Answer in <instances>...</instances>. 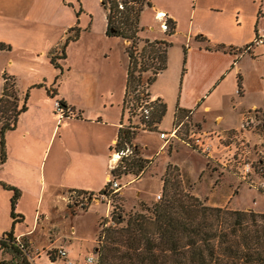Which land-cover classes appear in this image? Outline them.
<instances>
[{
  "label": "rangeland",
  "instance_id": "obj_1",
  "mask_svg": "<svg viewBox=\"0 0 264 264\" xmlns=\"http://www.w3.org/2000/svg\"><path fill=\"white\" fill-rule=\"evenodd\" d=\"M150 1L151 6L145 5L142 12V26L151 23L156 29H162L161 20L156 16L159 9L178 11L181 19L173 36L167 38L163 32L160 38H157L169 39L172 43L171 70L181 74L184 48L201 46L198 43L201 41L196 40L195 34L186 41L191 19L190 31L195 33L199 29V33L206 36L205 47L210 46L214 51L221 50L228 54L234 52L233 61H237L235 67L230 66L227 72L221 73L206 92V95L211 97L209 105L212 111L205 112L202 105L198 106L194 119L201 121L204 118L207 125L199 128L209 130V126L219 114L223 115L226 125H238L241 113L245 112L244 117L251 118L256 115V120L250 123L243 139L251 145L250 157L255 160V168L260 165L259 161L264 164V159L261 160L264 158V155H261V152H264V115L253 110L256 107L261 112L264 107V39L261 44L252 43L255 28L264 33V15L260 16V21L255 27L253 18L257 7L251 0H187L185 7L179 6L182 0ZM101 2L102 0H64L55 9L51 24L5 16L2 20L0 18V43H4V39L9 40L4 43L7 47L0 49V94L4 87V78H10V84L15 82L20 103L27 98L28 107V110L20 115L16 128L5 136L9 158L3 169H0V176L23 188L24 194L18 199L15 212L22 213L25 220L16 223L17 232L32 229L34 215L36 212L38 214L39 222L34 223V234L23 235L30 243L28 244L32 251L31 257L40 254L43 249L51 251L62 247L67 250L68 257L63 262L59 259L58 264H85L87 255L95 253L99 246L98 241L101 230L105 228V221L111 225L113 216L119 214L123 219L120 226L125 225L131 215L145 213V207L152 208L155 203L162 201L163 179L166 176L171 178L170 183L178 182L180 189L191 192L207 204L208 199L213 198V201L224 202L225 207L230 209L238 207L252 210L254 213H263L264 190H256L257 187L241 181L238 176L230 174L217 162L208 160L205 155L193 150L189 145L175 142L164 146L165 143L160 141L156 132L150 131L151 128L149 131L136 130L132 141V146L137 145L138 155L144 158V161L147 156H152L144 162L145 175L140 180V174L122 172L118 175L123 188L112 197V206L107 200L100 202V205L85 204L86 199L82 194H69L67 186L76 183L75 179L80 184L82 182L81 175L77 176L74 169L76 160L81 156L75 157L77 154L72 150L70 142L62 136L63 129L59 130L64 120L60 117L61 111L57 102L65 101L73 110L82 109L84 118H93L96 114L104 117L111 108H118L121 113L125 98L124 89L129 66L125 50L129 41L107 35V11ZM209 5L211 6L208 7ZM194 6L196 16L190 17V10ZM236 8L240 11L239 15L235 13ZM262 12L264 14V6ZM220 26L224 28L221 29ZM216 38L224 42L215 44L213 40ZM148 39L153 41L156 38ZM218 45L222 48L216 50ZM144 46H147L146 42L139 41L138 50L135 51L139 62L148 61L147 52L145 57L143 56ZM162 48H165L163 44ZM63 54L65 57H62ZM144 74L151 75L152 72L149 70ZM193 74L195 80L200 81L199 85L209 84L208 76H214L210 71H201L198 68ZM126 114L125 107L124 121ZM171 119L172 113L166 115L162 128L169 129ZM196 131L199 130L187 124L180 136L188 139ZM21 135H24L22 149L8 139ZM216 143V148H213L215 157L226 158L227 151L220 149L223 146L220 142ZM158 146L163 148L162 151ZM114 152L113 149L108 151L109 174L116 161ZM16 158H21V161L17 163ZM204 166L206 170L203 169ZM81 170L85 175L87 167L83 165ZM21 173L26 175L27 182ZM220 173L227 174L225 180L221 175L220 180L216 181V189L210 193L211 184L203 180L207 179L205 176L208 174ZM198 178L203 181L202 184H197ZM254 179L255 182L259 181L255 176ZM106 182L107 179L105 184ZM231 183L233 187L229 188ZM233 189H238V194ZM0 192L3 193L0 196H5V199L0 197L2 235L4 231L11 230L14 221L10 216L13 192L1 189ZM157 194L161 195L160 200ZM71 212L76 215L71 216ZM72 226L76 228V233H71ZM70 237L71 242L68 244ZM50 242H54L53 246L46 248ZM67 244L75 252L71 258ZM87 246L91 248L87 249ZM10 258L9 253L0 250V261H10ZM40 261H44L43 256Z\"/></svg>",
  "mask_w": 264,
  "mask_h": 264
},
{
  "label": "trees",
  "instance_id": "obj_2",
  "mask_svg": "<svg viewBox=\"0 0 264 264\" xmlns=\"http://www.w3.org/2000/svg\"><path fill=\"white\" fill-rule=\"evenodd\" d=\"M101 3L107 11V35L129 41L125 50L129 58L123 99L125 108L128 101L137 103L141 98L150 97L148 88L167 67V51L171 42L169 39L156 38L150 41L147 38L140 19L144 6H151L149 0H102ZM167 23L170 29L163 32L165 37L170 38L176 31V25L170 18ZM142 40L149 46L143 48V56L147 52L148 61L139 62L135 51ZM196 40L202 41L199 36ZM6 47L4 43H0V49ZM206 48L211 49L210 46ZM220 48L222 46L218 45L215 49ZM149 70L151 75L144 74ZM9 79L4 78L0 95V166L8 157L5 134L15 129L20 115L28 110L27 98L20 103L15 82L10 84ZM60 103L68 108L65 101ZM182 111L180 116L187 110ZM166 112V105L156 99L149 122V128L152 129L150 131L158 130ZM135 133L129 128L119 129L117 143L111 146V150L118 151L128 144L132 146ZM133 148V155L129 159H123L118 168L112 171L116 177L122 172L138 175L145 168L144 162L147 159L144 161L138 155L137 145ZM170 182L171 178L168 176L163 179V200L155 203L152 208L145 207V213L131 215L122 226L120 224L123 219L119 214L113 216L114 224L110 225L105 221L99 246L95 249L96 264H264V212L254 213L252 210L208 205L191 192L180 189L178 182ZM0 188L13 192L10 205L13 224L23 222V216L15 212V205L17 206L21 196L19 189L1 181ZM107 188L108 183L99 193L105 192ZM75 192L82 194L86 199L85 204H89L87 191ZM28 243L25 236H15L13 229L5 233L0 237V250L9 253L11 260L2 259L0 264H32V251ZM56 254L57 249L47 251L45 256L47 260H54Z\"/></svg>",
  "mask_w": 264,
  "mask_h": 264
},
{
  "label": "crops",
  "instance_id": "obj_3",
  "mask_svg": "<svg viewBox=\"0 0 264 264\" xmlns=\"http://www.w3.org/2000/svg\"><path fill=\"white\" fill-rule=\"evenodd\" d=\"M62 1L64 0H0V18L2 20L3 17L5 16L9 18H14V19H21V20H26V21L27 20L35 21L37 23L51 24L53 23V16L55 14V9L58 8L62 4ZM251 1L255 3L257 7V9L255 10L256 15L253 18V21L256 22L255 27H257V23L260 21V18H261L260 16L264 15L262 12V7L264 6V0H251ZM185 2H187V0H182L179 6L185 7V4H186ZM210 6L211 5H209L208 7ZM195 9L196 8L194 6V8L190 10V17H192L193 15L194 17L196 16L197 11ZM177 12L178 11L172 12V10L170 11L169 9H159L157 10L156 16L158 17L159 20L161 19L160 14H164L168 19L169 18L173 19L176 25V29H177L178 22H181L179 13ZM235 13L238 15L240 14V11L238 10V8L235 9ZM190 22L188 23L189 30L186 34L187 35L186 41H188L189 38H192L193 34H195V36H199L200 39L202 40L201 42H198L199 44H201V46L199 48L195 46H189L188 48L186 47L184 48L183 68L181 69V74H180V72L177 73L175 70H171L172 69L171 61H170V51H171V46H172V43H171V46L169 47L167 51L166 69L164 71H161L158 74L154 83H152L150 87L148 88V93L151 99H159L161 100V102H163L166 105V108H167L166 115H168L169 113H172L170 128L173 125L175 113L179 111L181 114H183L182 110H187L184 113L188 111L192 113L190 117L191 119H193L191 121L193 122L194 125H198L200 127L206 126L207 122L205 121L204 118L201 121L194 119V116L196 115V108L202 105L205 112L212 111L211 106L209 105V100H211V97L206 95L207 90L210 89V87L218 80V77L221 73H223L224 71L227 72L230 66L235 67L234 65L237 62V61H233L232 56L234 55L232 54L234 52L228 54L221 50L214 51L211 49H207L205 47V44L207 43L206 36L202 33H199V29H197L195 33L191 32L190 27H189ZM143 26L146 29L145 34H147L146 35L147 38H150V39L160 38V36L163 34V30L161 28L156 29L151 23L147 25L145 24ZM220 27L221 29L224 28V26H220ZM190 32H191V35H190ZM257 33L259 35L264 36V33H262L258 28H255V38H256ZM213 41L215 42V44L216 43L220 44L224 42L223 40L217 39V38ZM3 42L6 43V42H9V40L4 39ZM197 68L198 70H201V71L207 70V71H210L211 74L213 73L214 75L213 77H210V75L208 76V79L210 80L209 84L204 83L202 85H199L200 81L195 80L193 71L196 72ZM126 77H127V74H126ZM124 93H125V89H124ZM204 98H206V100H204ZM68 107H71V106L68 105ZM74 110L76 111L77 115L63 117L62 119L64 121L61 122L59 130L61 128L63 129L62 136H65V140L70 142V146L72 150H74L75 154H77V156L75 157L81 156L78 158V160H76V165L74 169L77 172L76 173L77 176L81 175L80 179L82 180V182L80 184L75 179L76 183L67 186L66 189L69 190L68 191L69 194L74 193L76 190L87 191L88 193L97 194L104 189L106 185L105 179H107L108 176H110V174L107 172V161H109L108 151H112L111 146L116 144V141L118 138V132H119V129H121L120 123L123 118L124 108L122 107L121 113H119L118 108L116 109L118 111H116L114 108H111V110L107 112L104 117H101L98 114H96L97 116L93 118L92 117L84 118L82 109L77 110L74 108ZM166 115L163 117L162 122L158 126V128H161V130H168V129L162 128V124L166 118ZM244 115H245V112L239 114L238 118L240 122L238 125H226L223 115L219 114L215 117L213 123H211V125L209 126L208 131L222 132V131H225L226 129H231V128H235L239 126L241 127L242 118L244 117ZM13 130L6 132V134L9 132H12ZM154 132L158 134L157 131H154ZM24 135L16 136V137L8 136L9 137L8 139L12 140L14 144L17 143L19 148L22 149L23 147L22 142L24 140L23 139ZM158 137H159V134H158ZM254 139H256V137ZM160 141L164 143L163 140L160 139ZM215 143L218 144V141L215 140ZM160 145L162 146V143ZM143 147L146 148L147 145L146 147L145 146ZM158 149L161 151L160 146H158ZM151 157L152 156L149 155L146 157V159L150 160ZM8 158L9 157H7L5 163L2 166H0L1 170L3 169L6 162L8 161L7 160ZM16 160L18 163L21 161V158L19 159L16 158ZM83 165L87 167V171H85L86 172L85 175H83V172L81 170ZM203 169L206 170L205 166ZM21 174L23 175L24 173H21ZM143 175H145V172L142 173V175L138 178V180H140V178L143 177ZM221 175H223V177H221ZM226 175L227 174H223V173H220L218 175L208 174V176H205L207 179L203 178L204 182L207 181L209 184H211L212 190L210 191V193L214 189H216V186H215L216 181L220 180V177L224 179ZM199 178H198L197 184H202L203 181L202 180L199 181ZM23 179L24 181L27 182L25 174H24ZM0 181L10 184L12 186H15L17 189H19L21 196H23L24 192L22 191L23 190L22 186L16 184L13 181L4 179L1 176H0ZM229 185H230L229 188L233 187L232 183ZM0 189L3 190L2 188ZM3 191H6V190H3ZM233 191L237 192L236 194H238L239 192L238 189L236 190L233 189ZM231 192H232V189H231ZM0 195H3V193L0 192ZM232 195L234 196L235 194L232 193ZM0 197H4L5 199V196H0ZM7 197L8 196H6V200H7ZM90 203L95 204V205H100L99 202H95V201H91ZM208 204L212 206L225 207L224 202L222 203L220 201H215V200L213 201V198L208 199ZM16 208L17 207H15V211L17 210ZM232 209L247 210V209H239L238 207H233ZM1 210L4 211V209H1ZM68 210H70L69 207H68ZM17 214L22 215L24 218L23 221L25 220V216L22 213H17ZM70 214L71 216L76 215L75 213H72V212ZM37 217H38V214L36 212L34 215V222H33L32 229L31 228L28 230L25 229L24 231H21V232H17L18 226L17 224H13L12 222L11 229L14 230L15 236L20 237L23 235H33L34 234L33 232L34 223L36 221L39 222V218ZM7 221L8 219H6L5 221L6 228H8L7 226H9V224L7 225ZM1 228L3 227H0V231L3 230ZM70 231L71 233H76V228L72 226ZM7 232L9 231H4L2 235H0V237H2ZM70 239L71 237L69 238L67 242L68 244H70L71 242ZM94 240L95 239H93V241ZM53 244L54 242H50V244L45 247L49 248L53 246ZM68 244L66 247L68 251L70 252L69 257L71 258L72 253L75 254V252L69 247ZM45 247H42V248H45ZM87 247H88L87 249L91 248V246H87ZM38 254L35 258L38 264H43L48 261L45 256L46 251L44 249L40 253V257H38ZM42 256L44 257L43 262L40 261ZM74 258L78 259L77 257H72V259ZM59 259H61L62 262L63 260H65L64 258L58 257L56 258V264H58Z\"/></svg>",
  "mask_w": 264,
  "mask_h": 264
},
{
  "label": "built area",
  "instance_id": "obj_4",
  "mask_svg": "<svg viewBox=\"0 0 264 264\" xmlns=\"http://www.w3.org/2000/svg\"><path fill=\"white\" fill-rule=\"evenodd\" d=\"M160 17L162 29H168V18L165 15H160ZM263 39L264 36L257 33L256 38H254L252 43L261 44L263 43ZM155 101L156 99H151V97L141 98L137 103L128 101L126 104V120L124 121V119L122 118V121L120 123L121 129L129 128L131 131H136L139 129L149 131V122L151 120V114L154 109ZM57 106L61 111L60 117L77 115L75 110L70 107L66 108L65 106L61 105L60 102H57ZM262 109L263 111L261 112L260 109H257L256 107L253 110L258 114L264 115V107ZM124 114L125 108L123 115ZM191 114L192 113L188 111L184 113V115L180 116L181 113L178 111L174 115L173 125L170 129L161 130V128H158L157 132L160 139L164 141V146L171 143L173 144L175 142H181L183 144L189 145L193 150L195 149L205 155L208 160L210 159L217 162L220 166L223 167L224 170L228 171L230 174L238 176L241 181L245 182L248 185L257 187L258 189L256 190H259L260 188L264 190V164L262 161H259L260 165L255 168V160L250 157L251 145L249 144V141H245L243 139L244 133L246 131L248 132V126L251 122H254L256 120L257 116L255 115L253 116V118H251V116L244 117L241 127L239 126L231 129H226L222 132H218L208 131L207 129H200V126L194 125L191 121ZM187 124L193 125V127L198 129L199 131H196L194 134L190 135L188 139H184L180 136V133L181 131H183V127H185ZM215 140L223 145V148L219 147L220 149L227 151L228 156L226 158L215 157V153L213 150V148L215 147ZM133 147L134 146H129L128 144L123 149H120L118 151L115 150L113 155L116 161L114 163V166L111 168V174L110 176H108L106 182V184L108 183V188L105 192L89 195L87 198L88 203H90L91 201L100 203L104 200H107L111 205L112 195L120 192V190L123 188V185L121 184L119 178L112 174V171H115L118 168L123 159H129V157L133 155ZM261 153V155H264V152ZM263 159L264 158L262 157L261 160ZM142 173H139V177L142 175ZM254 176L258 178L259 181L255 182L256 180L254 179ZM157 198L160 200L161 195L157 194ZM111 224H114V222L111 221ZM55 249H57V258L60 257L67 259L68 252L66 249H63L62 247H58ZM36 256L30 257V260L33 263H36ZM38 257H40V254H38ZM43 264H56V258L54 260H48ZM85 264H96V254L94 252H92L90 255H87V257L85 258Z\"/></svg>",
  "mask_w": 264,
  "mask_h": 264
},
{
  "label": "bare ground",
  "instance_id": "obj_5",
  "mask_svg": "<svg viewBox=\"0 0 264 264\" xmlns=\"http://www.w3.org/2000/svg\"><path fill=\"white\" fill-rule=\"evenodd\" d=\"M160 15H164V14H160ZM116 158H118V157H116Z\"/></svg>",
  "mask_w": 264,
  "mask_h": 264
}]
</instances>
